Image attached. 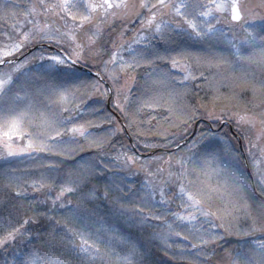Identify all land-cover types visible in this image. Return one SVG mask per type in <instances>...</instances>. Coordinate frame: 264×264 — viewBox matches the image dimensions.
Listing matches in <instances>:
<instances>
[{"label": "snow or ice", "instance_id": "snow-or-ice-1", "mask_svg": "<svg viewBox=\"0 0 264 264\" xmlns=\"http://www.w3.org/2000/svg\"><path fill=\"white\" fill-rule=\"evenodd\" d=\"M39 3V11L36 6H32L25 13L26 23L31 27L23 31L19 39L0 47V64L14 65L7 73L0 72V149H2L0 159L6 162L8 157L22 154L41 152L60 154L70 151L67 145L58 139L65 133L88 138L83 124H72L71 127H67L70 118L58 117L51 113V105L56 103L61 112L74 111L67 105L76 92L89 88L93 91L99 89V82L88 81L85 78L86 74L81 71L82 67L88 66L86 48L91 49L95 46L101 34L102 23L118 15H128L129 9L135 7L130 6L127 0H98V2L97 0H56L55 3L39 0ZM4 7L6 6L0 3V8ZM139 8L147 9L150 14L145 17L140 12L136 13L142 31L138 39L134 38L128 44L126 50L130 58L125 59L123 55L118 54L124 50L123 45H114L116 50L112 52L109 60L104 61V71L107 72L114 86L120 73L128 75L142 64L151 69L144 75L153 84L167 89L170 98L183 95L187 91L185 82L195 80L197 74L208 80V76L203 71H199L201 67L215 68L216 75L221 79H232L233 82L247 78V73L240 77L235 76L237 66L256 65L264 70V15L249 12L240 0H208L207 3H200V0H180L179 3H171L170 0L169 2L155 0V3L140 0ZM168 9L178 19H164L163 17L168 15L165 10ZM118 10L124 11L121 13ZM41 14L45 17L43 23L36 18ZM49 15L58 18L63 26L58 25L55 20L49 22L47 19ZM233 22L239 26L242 36H238L231 27L228 31L225 30V27ZM23 23L21 22V27ZM85 26L94 29L90 35L85 33L87 43L77 36V33L84 32ZM143 29H147L150 35H145ZM16 31L20 32V27H17ZM173 33L185 34L200 46V50L194 53L188 47L181 46L173 39ZM153 39L164 45L162 50L151 43ZM33 44L40 46L37 54L26 56L20 62L4 59L19 52L26 45ZM133 44H143V48L137 50L132 47ZM246 49L248 51H245ZM33 61L37 62L31 63ZM156 61L168 62L171 69H179L182 75L173 76L169 70L158 69ZM193 63L196 65V74L193 71ZM96 75L100 76V72ZM131 78L135 79L134 76ZM108 91L110 90L102 94L107 96ZM119 93L120 89L117 88L118 97ZM127 99L125 95L124 100ZM114 104L124 112L119 99L115 100ZM146 106L156 105L147 103ZM171 111L172 109L169 108L170 114ZM191 112L192 114L182 121L185 124V132L191 126L190 122L195 119L198 109L192 108ZM234 115L238 126L241 124L255 126V118L247 113ZM222 117L223 113L215 115L211 111L208 112L209 120L214 118V123L222 120ZM260 123L264 125V119ZM30 128H35L37 131H30ZM119 130L118 126L113 132ZM260 138L261 136L257 135L256 139L260 140ZM20 141L22 145L18 143ZM182 142L186 143L191 155L176 161L180 168L179 172L168 173L169 179L175 177L174 195L180 200L181 209L179 212L171 213L172 222L151 210L145 214L150 204L157 203L155 201L157 189L147 178L139 189L133 190L131 185L125 184L123 177L113 173L104 182V190L100 193L98 182L103 177L100 166L108 168L109 165L102 162L92 166L80 165L76 179L62 184L54 198L48 197L55 207L66 194L77 192L92 184L87 193H82L74 207L66 208L64 203H60L59 207L66 210L63 221L48 217L50 221L55 219V224L60 225L61 233H57L56 228L53 227L48 233L49 239L43 241V244L47 248H62L66 257L63 260H55L54 264H143L142 251L132 238L123 235L120 229L103 226L97 229L96 233L87 230L89 227L87 221L97 214L95 201L101 198L112 205H118L116 211L129 226L142 227L149 219L162 221L163 231L158 235L168 248L172 247L168 243L171 236L182 237L184 241H188L189 236H192L198 244L193 243L191 247L197 249L198 254L204 252V246L223 238L218 229L231 232L233 225L225 224L224 216L232 215L235 220L237 217L233 213L241 211L251 220V226L244 231V235L249 232L264 231V212L258 221L257 217L252 216L249 204V201L259 200V207L264 209V171L254 173L258 175V180L257 188L252 191L251 181L241 171L239 154L232 151L223 136L209 129L207 132L198 131L191 140ZM221 143L224 144L223 155H221ZM145 147H155V145L146 143ZM256 147L255 143L249 145L250 149ZM260 153L264 156V147L260 148ZM249 155H253L251 151ZM116 159L122 160L126 167L140 158L125 152L118 154ZM152 159L159 160L160 157H152ZM259 163L260 161L254 158V168ZM209 168L211 173L217 175L223 173L225 179L216 184L211 183ZM144 171L146 177L154 176V173L147 168H144ZM4 174L7 181L5 187H13V178L8 175L7 169ZM201 176L205 179H201ZM93 180L97 183L93 184ZM30 187L33 192L45 187L51 189V185L45 183L43 176L39 180H32ZM140 192L144 195H139ZM26 196L27 188L17 185L15 197L21 200V207ZM159 196V204L165 205L171 202V198L166 197L164 187H160ZM133 199H140L143 203L132 204L130 207ZM85 200L94 206L86 207L83 203ZM218 201L230 204L231 209L216 208ZM44 202L39 201V203ZM36 203L37 201H31L28 204L33 212L32 217L29 218L32 222L36 221L37 216L47 215L35 210ZM68 205H72L71 200H68ZM198 217H203V221L198 220ZM216 220H221V223H215ZM177 221L189 229L187 235L174 228L173 225ZM28 222L27 219L24 221L25 224ZM205 223L208 225L207 228L202 227ZM197 224H201V227L196 228ZM18 235H21L20 229H12L4 238H0V246H6L8 240H14ZM240 246L243 248L244 243L241 242ZM117 248H124V253L121 254ZM247 251L250 256L243 252L237 253L233 264H264V240H253ZM5 264L9 262L5 261ZM12 264H15V261ZM25 264H32V261H26ZM35 264H47V261L37 260Z\"/></svg>", "mask_w": 264, "mask_h": 264}, {"label": "trees", "instance_id": "trees-1", "mask_svg": "<svg viewBox=\"0 0 264 264\" xmlns=\"http://www.w3.org/2000/svg\"><path fill=\"white\" fill-rule=\"evenodd\" d=\"M129 1L135 6L133 9L139 7L140 1ZM150 1L151 3H155V0ZM0 3L6 6L0 8L1 42L6 39L4 38V33L10 31L11 24L27 11L30 2L29 0H0ZM135 19L136 17L133 16V14H128L122 15L119 18H109L106 22L102 23L101 34L97 38L94 46H99L100 50H96L94 47L91 49L86 48L88 66L84 68L101 72L102 76L107 79L108 77L103 72L101 64L112 54V45L119 35V27L127 25L131 29H135L136 24H138ZM85 31L90 35L93 30L91 27H85ZM237 31L240 32V30H236L235 32ZM175 35V33L172 34L173 39L177 41L178 44L184 42L181 35ZM238 36H242V33ZM84 38L85 34L83 35V42ZM84 43H86V38ZM151 43L160 49L163 46V44H160L154 39ZM37 45L38 44L25 46L19 53L13 55L12 58L24 54L30 48ZM193 45L196 44L194 43ZM172 46L175 47V45ZM193 47L196 48L197 46ZM39 50L40 49H37L29 55L37 54ZM48 50L50 51V49ZM125 55L127 57L126 59L130 58L128 53H125ZM35 62L37 61L31 63ZM155 64L157 67L162 66L166 68L165 62L161 63L156 61ZM9 66L10 64L2 68ZM30 66L31 64L29 67ZM193 70H196V65L194 63ZM238 70L237 68L235 76L237 73L239 74ZM146 71H151V69L147 65L142 64L141 67L135 69L134 72L128 73L131 77L134 76L135 79L131 80V87L128 89L127 93L128 99L123 103L124 112L117 110L115 107L114 101L116 100V92L112 81H110V83H112L111 96H109V93L107 96L97 95V92L93 91L91 88L76 92L75 96L70 98V103L68 104V107L74 109V111L61 112L60 107L56 105L53 106L54 103L51 105V107L53 106V109L50 110L51 113L56 114L58 117L70 118V123L67 124V127H71L72 124H83L86 129L88 135L87 139L72 133H65L58 138L67 145L70 151H65L60 154L50 152L31 153L29 155L24 154L7 158V162L4 159H0V238H4L7 233L11 232L14 228H19L21 232V235H18L14 240H8L6 246H0V264H5V261H8L9 264H12L13 261H15V264H25V262L29 260L32 261V264H35L37 260L47 261V264H54L55 260H63L66 258L62 248H47L44 246L43 241L49 239L48 233L53 227L56 228L57 233H61V227L55 224V219L63 221L66 210L59 207L60 203H64L66 208L74 207L78 200H80L82 193H87L92 187V184H89L87 187L77 192L66 194L61 201L57 202L55 207H53L51 199H48V197L51 196L54 198L62 184L74 181L77 173L80 171V165L87 164L88 166H92L93 164H100V162L109 165L108 168H103L102 165L100 166V170L103 172V177L100 178L98 182V190L100 193L104 190V182L108 177H111L113 173L118 174L119 177H123L125 184L131 185L133 190L140 188L143 181L140 176L137 175L130 179L122 174L120 169L111 161L112 157L120 151H126L131 155H137L122 126H120L119 131L113 132L115 129L114 124L118 123L120 125L115 113L119 115L126 125L128 134L133 140L136 150L141 154H145L158 149L174 148L192 134L195 123L198 120H207L212 124L214 129H218L221 125V121L226 120V116H232L237 113L253 115L264 109V96L261 98V95L264 94V86H262L264 85V70L261 68H250L248 69L249 72L244 71V73H247V78L243 81L247 86H252L253 90H257L261 102L253 104L250 101L254 93V91L250 89L252 94L247 91L243 92L241 96H239L240 94H234L232 96V101L225 102L222 108H219L220 104H216L217 102L214 98L217 96L213 94L223 95L224 91L218 89V93L216 90L212 89L211 92H207L205 90V85L208 83V80L202 77L191 80L190 82H185L187 91L183 95H176L170 98L167 89L153 84L152 81L144 75ZM82 72L86 74L85 78L88 81H98L99 85L101 84L100 80L97 78L89 75L85 71ZM210 74L213 75L214 73L210 72ZM124 76L125 74H119V79H123ZM101 86L105 92L106 89L103 85ZM203 86L204 90L202 89ZM229 87H231V89L242 88L239 83L230 85ZM229 87L226 86L225 89L228 91ZM224 96L229 97V95ZM258 96L256 97L258 98ZM217 99L219 98L217 97ZM147 103H153L156 106L147 107ZM169 108L172 109L171 114ZM192 108L198 109V112L195 119L190 122L191 126L188 128V131L185 132V124L182 121L186 119V116L192 114ZM213 109L216 114L220 115L223 113L222 120L215 121V123L209 120L208 112H213ZM230 124L234 126L235 131L242 139L243 149L257 188L258 179L252 168V160L249 155L247 142L241 130L236 128V123L230 120ZM209 129L207 123L200 122L197 132H207ZM29 130L33 132L36 131L35 128H30ZM212 132L217 133L219 136H223L232 151L239 154L241 171L246 174L247 179L250 181L240 146L236 138L232 135L230 128L225 125L219 132ZM18 143L22 145V141ZM146 143L155 145V147H145ZM97 144L99 146H97ZM223 148L224 144L221 143V155H223ZM193 151H195V149H193ZM161 153L162 152H157L156 155ZM171 154L191 155L187 150V145ZM6 169L8 170V175L13 178V187H5L7 181L4 173ZM13 169L14 171H11ZM42 176L45 183L51 185V189L45 187L37 192H33L30 187V182L32 180H39ZM224 179L225 176L223 173L219 175L212 174L210 182L216 184ZM92 183L96 184L97 181L93 180ZM17 185L21 186V188H27V196L23 198V207H21V200L15 197V187ZM125 191H127V189H125ZM139 195L143 196L144 193L140 192ZM68 200L72 201V205H68ZM31 201H37L34 205L37 212L47 213L46 216H37L35 222L29 219L33 215L32 210L28 207ZM39 201L45 202L39 203ZM249 202L252 207L255 208V212L260 218L264 209L259 207V200ZM83 203L88 208L94 206L86 200L83 201ZM142 203L143 201L140 199H133L129 206L131 207L132 204ZM220 203L221 201H218L215 207H223ZM179 204L180 200L177 197L167 206L161 205L158 202L150 204L149 208L145 210V214L151 210L156 214L165 216V219L172 222L173 218L171 213L180 211ZM95 207L97 209V214L87 221L89 225L87 230L96 233L97 229H101L103 226H112L120 229L122 234L126 237H131L133 242L136 243L142 251L143 264H215V261L222 262L224 260V252L235 250L238 253L242 249H246L248 243H245L244 247L241 248V242L244 243L251 239L264 238L261 236L263 235L261 232L264 233V231L250 232V237H238L233 238L231 241H223L212 250V253L207 249L208 246H204L205 251L202 252L203 255L198 253L195 254L189 247L186 246L185 248L180 246L182 242H184V246L188 245L187 242L174 239L173 236L168 240V243L171 244L172 247L168 248L158 235L163 231L162 221L149 219L142 227L129 226L125 222V219L120 217L119 213L116 211L118 205H112L101 198L95 201ZM239 215L241 219H243V222L233 221L232 223L235 224L237 228H249L251 225L246 224V215L245 219L242 217L243 213ZM49 216L55 219L50 221L48 219ZM26 219L29 221L27 224L24 223ZM173 226L177 228L178 223L175 222ZM181 230L184 231L185 229L181 227ZM76 242H79L78 238ZM117 251L123 254L125 249L117 248ZM205 253H207V255Z\"/></svg>", "mask_w": 264, "mask_h": 264}, {"label": "rangeland", "instance_id": "rangeland-1", "mask_svg": "<svg viewBox=\"0 0 264 264\" xmlns=\"http://www.w3.org/2000/svg\"><path fill=\"white\" fill-rule=\"evenodd\" d=\"M137 1L139 2L140 0H137ZM29 2L30 3H29V7H28L27 11L32 6H36L37 10L39 11V9H40L39 0H29ZM55 2H56V0H45V3H55ZM97 2H98V0H97ZM149 2H151V1L149 0ZM166 2H169V0H166ZM170 2L171 3H179L180 0H170ZM207 2H208V0H200V3H207ZM127 3L130 6L132 5L129 0H127ZM240 3L242 5H244L249 12L256 13L258 15H264V0H240ZM139 4H140V2H139ZM123 11L124 10H120L119 12L122 13ZM165 11L168 12V15H165L163 17L164 19H178L177 17H175L174 13H172L170 9L165 10ZM26 12H24L22 16L18 17L17 20L14 23L11 24V27L9 29L10 31L4 33V38H6V39H4V41L2 40L0 42V47H4V46L10 44L13 40L19 39V36L22 34V32L23 31H27L28 28L31 27V25L26 23V18H25V13ZM137 12H140L145 17L150 14L147 9H140L139 7L136 8V9H133V8L129 9V14H133V16H135V17H136V13ZM120 16H122V15H118L117 18H119ZM28 18L31 19L32 17H28ZM36 18H38L42 23L45 21V17L42 14L39 15L38 17H36ZM47 19H48L49 22H51L52 20H55L58 25L63 26V23L56 17H52L51 15H49V17ZM135 20H137V22H138V24H136V28L135 29H131L127 25L126 26H120V27L118 26L120 32H119V35L117 37V40H115L114 44L112 45V52L116 50L114 45H123L124 50L122 52L118 53V54L119 55H123L125 57V59L127 58L125 53H128V55L130 56L129 52L126 50L127 47H128V44H130L134 38L138 39L139 38V34L142 31L140 20L137 19V18ZM21 22H24L22 27H21ZM17 27H20V32L16 31ZM85 27L88 28V27H91V26H85ZM230 27L232 28L233 31L239 30V26L234 24V23H230L228 26H226L225 30L228 31V29ZM92 30H94V29L92 28ZM143 31H144L145 35H150L147 32V29H143ZM85 33L89 34L85 30H84V32L77 33L78 39L83 40V35ZM121 33H123L122 36H121ZM236 33H237V35L241 34L238 31ZM179 35H181V38L184 40V42H182L180 44L181 46L188 47L190 49V51H192L194 53L198 52L200 50V46L196 42L190 40L185 34H179ZM179 35H177V36H179ZM85 38H86V36H85ZM85 38H84V42H85ZM86 43H87V40H86ZM194 43L196 45H193ZM191 46H192V48H191ZM193 46H197V47L195 48ZM132 47L136 48L137 50H139V49L143 48V44H139V45L133 44ZM163 47H164V45L161 47V50L163 49ZM170 47H173V46L170 45ZM94 48L96 50H100L99 46H96ZM245 51H248V50L246 49ZM19 52H17V53H19ZM17 53H14L13 55H15ZM12 56L5 57L4 59L12 58ZM110 58H111V54L105 61L109 60ZM159 62L163 63L165 61H159ZM165 63H166V66H165L166 68H163L162 66L161 67H157V68L158 69L169 70L173 74V76L182 75V73L179 71V69H171L170 64L168 62H165ZM101 65H102L101 67H102L103 72L108 77L107 72L104 71V62ZM13 66L14 65L11 64L9 67L1 68L0 72L7 73V72H9L12 69ZM109 68H111V65H109ZM237 68L239 69L238 70L239 74L237 73L236 77H240V76H242L244 71L245 72H249L248 69H250V68L252 69V68H260V67H258L256 65H251V66L244 65L242 67L241 66H237ZM199 71H203L205 73V75L208 76V78H209L208 79V83L205 85V90L207 92H211L212 89L216 90L217 92H218V89H221L222 91H224L223 95L213 94L214 96H217L219 98V99H217V97L214 98V100L217 102L216 104H220L219 108H222L223 107L222 105L225 102H231L232 99H233L232 96L234 94H237V95L240 94L239 96H241V94L243 92H245V91L250 92L251 94H252V91H254V93L252 94V97L250 99V101L253 104H258V103L261 102V99H259L260 97L258 96L257 90H255V89L253 90L252 86H247V84L245 82H243L244 80H236L235 82H233L232 79H229V80L221 79V77L219 75H216L217 70L215 68L207 69L205 67H201L199 69ZM210 72L214 73V74L211 75ZM194 73L196 74V70L194 71ZM120 74L123 75L124 73H120ZM197 78H200V76L198 74H197ZM107 80L109 82L112 81V80H109L108 78H107ZM131 80H132L131 75H129V74L125 75L123 77V79H119L118 78V80L116 81V84L114 86L115 87V92H116V100L119 99V102L121 103L122 106H123V103L125 101L124 100V96L127 95L128 89L131 87ZM190 81L191 80L186 81V82H190ZM112 83H113V81H112ZM236 83L241 84L243 89L241 87L236 88V89H231V87H229L230 85H233V84L235 85ZM226 86L229 87L228 91L225 89ZM117 88L120 89L119 97L117 96ZM202 89L204 90V86L202 87ZM256 89H257V87H256ZM96 92H97V95H103L102 93H104V91H103V88H102L101 84H100L99 89ZM224 95H229V97H225ZM256 96H258V98ZM263 96H264V94L261 95V98ZM233 101H235V100H233ZM55 105L58 106L56 103H54L53 106H55ZM53 106L50 108V110L53 109ZM116 109L120 111L119 108L116 107ZM213 113L215 115H219V114L215 113L214 109H213ZM262 114H264V109L261 112L257 113V114L249 115L250 117H254L255 118V126L254 127L252 125H248V124H241V125L238 126L236 118H235V115L226 116V120H228V121L233 120L236 123V128L241 130L242 135H243L244 139L247 142V147L248 148H249L250 143H255L257 145L256 148H252V149L249 148V151H251L252 154H253V155H250V156H251V160H252V168H253L254 173H256L258 171H264V156H262L261 153H260V148L264 147V132H262V129H264V125H262L260 123V121L262 119H264V115H262ZM213 120H214V118H213ZM114 125H115L114 126L115 129L118 126L120 128V125L118 123H116ZM36 131H37V129H36ZM257 135L261 136L260 140L256 139ZM0 151H2V149H0ZM125 152L126 151H120L119 153L115 154L112 157V159H111V161L120 169L121 173L124 174L125 176L129 177L130 179H132L134 176L138 175V176H140L142 178V180H143L142 183L145 181L146 178L148 180H150L152 182L153 186L156 187V189H157L156 196H155V201H157V202L160 199L159 189H160V187H164L165 193H166V197L167 198H171V202L170 203H172L174 198H176V196L174 195V193L176 192V185L173 183V181L175 180V177H172L171 179H169L168 173L169 172H174V173L175 172H179L180 168H179V165L176 164V161L179 160L182 157H187V156H184L182 154H180V155H172V154H167V153H161V154H158V155L153 154V155H149V156H138V155L134 154L133 156H138L140 159L135 161V162H133V163H129L125 167L123 165V161L122 160H117L116 159L118 154L125 153ZM126 153L128 155H131L128 152H126ZM22 155H24V154H22ZM27 155H29V154H27ZM152 157H160V159L156 160V159H152ZM8 158H10V157H8ZM254 158L258 159L260 161V163L258 165H256L255 168H254V164H253ZM144 168H147L148 171L153 172L154 176L153 177H146V173L144 171ZM158 169H163V171H158ZM208 171H209L210 175L214 174V173H211L210 168L208 169ZM256 176H257V179H258V175H256ZM201 179H205V177L201 176ZM254 184H255V179H254ZM255 187H256V185H255ZM169 189H171V191H169ZM170 203L165 204V205L167 206ZM249 204H250V210H251L252 216L253 217H257V219L259 221V217L257 216V214L255 212V208L252 207L250 202H249ZM220 205L223 206L220 209H231V205L225 203L224 201H221ZM180 211H181V209H180ZM240 213H243V212L241 211ZM240 213H233V215H235L237 217V219H235V220L232 218V215H225L224 216V221L223 222L225 224L231 223L233 225V227L231 229V232L225 231L224 229H218L217 230L219 233H222L223 238L215 241L214 243H210V244L207 245L208 246L207 249L210 251V253H212V250L215 249L216 246H219L225 240L226 241H228V240L231 241L233 238H238V237H242V238L245 237L246 238V237H250L251 236L250 232L247 235L243 234L244 231L247 230L248 228H245V227H238L237 228L235 226V224L232 223L233 221H235V222L236 221L243 222V219H241V217L239 215ZM242 217L245 219L244 213H243ZM203 219H204L203 217H198V220H200V221H203ZM240 222H239V225H240ZM177 223H178V227L175 228V229L177 231H181L183 234L187 235L188 232H189V229L185 225L180 224L178 221H177ZM215 223L220 224L221 220H216ZM246 224L247 225L248 224L251 225V220L247 216H246ZM181 227L184 228L185 230L184 231L181 230ZM200 227H201V224H197L196 225V228H200ZM202 227L203 228H207L208 225L205 223V224L202 225ZM238 232H239V234H238ZM261 234H263L261 236L264 237V233L261 232ZM173 238L177 239L179 241H184L182 239V237H176V236L173 235ZM254 240H264V238L263 239H254ZM252 241L253 240L251 239L248 242H244V244L248 243L247 244V248L246 249H242L238 253L243 252L245 255L250 256L251 254L248 253L247 249L251 246V242ZM185 242H187L188 245L184 246L183 245L184 242H182L180 244V246L185 247V248L187 246V247H189V249L193 250L195 254H197V249H193L191 247V245L193 243L198 244V241L196 239H193L192 236H189V240L185 241ZM200 254L203 255L202 252ZM236 255H237V252L235 250L234 251L224 252V258H223L224 260L222 262L215 261L214 263L215 264H233V260L236 258ZM203 257H205V256H203Z\"/></svg>", "mask_w": 264, "mask_h": 264}, {"label": "water", "instance_id": "water-1", "mask_svg": "<svg viewBox=\"0 0 264 264\" xmlns=\"http://www.w3.org/2000/svg\"><path fill=\"white\" fill-rule=\"evenodd\" d=\"M45 47L47 48V45H45ZM38 48H40L39 45H37V46H35V47L29 49V50H28L25 54H23L22 56H19V57H17V58H13V59H6V61H8V60H15L16 62H19V61H20L21 59H23L25 56H27V55L30 54L32 51H34L35 49H38ZM5 65H8V63L0 64V67H3V66H5ZM81 70H82V71H85L86 73H88L89 75H91V76H93V77L98 78L101 82H103L104 85L108 88V90H110V91H109V95L111 96V87H110V85L107 83V81H106L101 75H100V76H97V75H96L97 72H94V71H91V70L89 71L88 69H85V68H83V67L81 68ZM108 103H109V102H108ZM115 115H116L117 119L119 120V122H120V124H121V126H122V128H123V130H124V132L126 133V135H127L128 139H129V141H130V144H131L132 148H133V149L135 150V152H136L137 154H139V155H142V156H149V155H153V154H155V153L158 152V151L165 152V153H173V152H175V151L181 149L183 146L186 145V143L182 142V143H179L176 147L171 148V149H168V150L158 149V150H155V151L149 152V153H147V154H141V153H139V152L136 150V147H135V145H134V142H133V140L131 139V137H130L129 134H128V131H127V129H126V125L124 124V122L122 121V119L119 117L118 114L115 113ZM201 121H204V120H199V121L196 122L195 127H194V130H193V133L191 134V136H190L187 140H191V139L196 135L197 127H198V125H199V123H200ZM205 122L208 123V124L210 125V123H209L208 121H205ZM225 123L228 124V122H223L221 126H223ZM210 126H211V125H210ZM229 127H230V130H231V132L233 133V135L237 138V140H238V142H239V145H240V148H241V150H242V152H243V147H242L241 139H240L239 136L233 131L232 126L229 125ZM211 129H212V127H211ZM242 154H243L244 163H245L246 168H247V173H248V176H249L250 181H251V188H252L253 191H255L256 187H255V184H254V177H253L252 174H251V171H250V168H249V164H248V161H247V159H246V156H245L244 152H243ZM257 195H258V194H257Z\"/></svg>", "mask_w": 264, "mask_h": 264}]
</instances>
